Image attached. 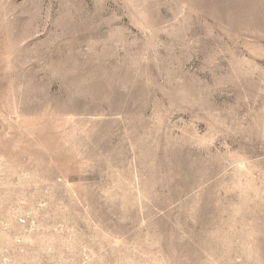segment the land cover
<instances>
[{"label": "rangeland", "instance_id": "374dc122", "mask_svg": "<svg viewBox=\"0 0 264 264\" xmlns=\"http://www.w3.org/2000/svg\"><path fill=\"white\" fill-rule=\"evenodd\" d=\"M0 25V264H264V0Z\"/></svg>", "mask_w": 264, "mask_h": 264}, {"label": "bare ground", "instance_id": "6f19581e", "mask_svg": "<svg viewBox=\"0 0 264 264\" xmlns=\"http://www.w3.org/2000/svg\"><path fill=\"white\" fill-rule=\"evenodd\" d=\"M1 26V25H0Z\"/></svg>", "mask_w": 264, "mask_h": 264}]
</instances>
